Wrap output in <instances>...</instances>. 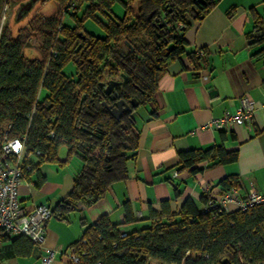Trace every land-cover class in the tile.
I'll return each instance as SVG.
<instances>
[{
  "label": "trees",
  "instance_id": "16d2710c",
  "mask_svg": "<svg viewBox=\"0 0 264 264\" xmlns=\"http://www.w3.org/2000/svg\"><path fill=\"white\" fill-rule=\"evenodd\" d=\"M6 1L0 0V19ZM116 1L43 0L59 3L63 10L37 28L45 38L39 58L25 55V26L16 36L10 26L0 30V157L6 138L26 136L25 177L42 162L59 161L61 145L68 147V159L77 155L83 162L71 192L52 209L59 218L66 219L79 203L95 204L112 183L128 177V163L140 139L135 113L153 102L168 62L188 55L197 63L203 56L189 50L185 31L217 2L121 0L125 13L117 17L111 14ZM82 3L88 6L80 17ZM64 15L75 23L66 24ZM88 18L102 27L104 36L85 29ZM255 27L262 31L258 41H263L264 18L256 17ZM69 64L72 73L65 71ZM111 79L123 82L107 93L102 83ZM121 100L131 110H125ZM112 109H120V116ZM219 134L218 142L209 148L181 151L179 171L195 175L212 166L236 163L239 150L226 146L236 135L227 130ZM37 150L41 155H34ZM239 186V176L234 174L211 190L218 197ZM201 201L199 208L188 197L178 212L164 201L160 210L151 213V225L140 230H124L106 215L85 224L82 236L70 246L79 256L77 264H264V201L245 210L220 205L204 210L209 201L206 193ZM132 221L128 216L124 223ZM7 237L17 253L37 246L25 235H7L0 241Z\"/></svg>",
  "mask_w": 264,
  "mask_h": 264
},
{
  "label": "crops",
  "instance_id": "0c3cea01",
  "mask_svg": "<svg viewBox=\"0 0 264 264\" xmlns=\"http://www.w3.org/2000/svg\"><path fill=\"white\" fill-rule=\"evenodd\" d=\"M256 17L264 18V0H217L203 18L192 22L185 38L189 50L200 49L203 56L197 63L188 55L168 62L153 102L135 113L140 139L128 163V177L112 183L95 204L79 203L66 219L52 215L44 241L30 252L17 253L8 237L1 240L0 258L6 264H44L42 257L48 250L61 246L51 264H74L68 251L82 236L85 224L106 215L124 230H140L151 225V213L160 210L162 202L169 201L178 212L191 197L200 208L206 190L234 174L239 176L241 197L251 187L264 193V107L258 109L251 126L227 130L236 135L226 141L229 150H239L236 163L212 166L195 175L177 166L181 151L218 142L219 130L207 125L211 119L235 113L243 96L259 104L264 101V40L258 41L262 31L255 27ZM68 152L61 145L59 161L40 163L20 185L27 208L45 204L54 209L71 192L83 162L77 155L68 159ZM228 208L235 210L238 205L230 203ZM128 216L133 221L124 223Z\"/></svg>",
  "mask_w": 264,
  "mask_h": 264
},
{
  "label": "built area",
  "instance_id": "2783aa9c",
  "mask_svg": "<svg viewBox=\"0 0 264 264\" xmlns=\"http://www.w3.org/2000/svg\"><path fill=\"white\" fill-rule=\"evenodd\" d=\"M72 5H67L66 9L72 10ZM198 54L203 55V51L198 49ZM260 107H264V101L257 103L248 96H243L240 106L235 113H225L222 117L213 118L208 122V126L218 130H229L234 125H252L256 112ZM26 136L6 138L2 142V156L0 157V237L7 235H25L32 239L37 246H41L46 234V226L52 217V209L45 205H34L27 208L19 194V187L26 180L25 159L29 155L26 145ZM34 155H41L37 150ZM30 165L27 169H30ZM175 174H178L175 172ZM209 201L203 205L204 210L218 205L229 209L230 203H236L238 208L245 210L255 204L264 201V193L257 191L254 187L249 188L243 197L237 189H231L215 197V192L206 190ZM122 235H126L123 232ZM61 246L49 249L42 257L44 264H51L54 255L60 251ZM68 256L71 262L77 264L79 256L74 247H70ZM0 264H6L0 258Z\"/></svg>",
  "mask_w": 264,
  "mask_h": 264
},
{
  "label": "rangeland",
  "instance_id": "374dc122",
  "mask_svg": "<svg viewBox=\"0 0 264 264\" xmlns=\"http://www.w3.org/2000/svg\"><path fill=\"white\" fill-rule=\"evenodd\" d=\"M22 1L24 0H7L6 1V4L2 12V16L0 19V30L4 26H10V28L12 29L11 25L13 23V16L16 12L17 6ZM87 6H88V3L81 4L79 11H78L80 17L83 15ZM62 10H63V6L60 5L59 3H56V2H51V3L46 2L45 3L43 1H40L36 4V6L34 7L30 15V16L35 15L32 22L29 23L28 19H25L24 21L20 22L21 28L25 26L23 29V34L25 35L27 39L26 46L29 50L28 51L29 54L38 53V55L40 56V48L42 44H44L45 38L37 28L41 25V23H43L45 18L53 16V15H58L60 12H62ZM124 13H125V7L122 1L117 0L112 7L111 14L117 17H123ZM99 17L102 20H106V17L104 14L100 15L99 13ZM64 22L68 25H73L75 23V19L68 15H64ZM84 26H85V29L90 33H93L98 36L105 35V32L102 29V27L92 18L86 19L84 21ZM65 71L67 73L74 72L73 65L72 64L67 65L65 68Z\"/></svg>",
  "mask_w": 264,
  "mask_h": 264
},
{
  "label": "water",
  "instance_id": "95a60500",
  "mask_svg": "<svg viewBox=\"0 0 264 264\" xmlns=\"http://www.w3.org/2000/svg\"><path fill=\"white\" fill-rule=\"evenodd\" d=\"M40 1H43V0H24V1L20 2V4L17 6L16 12L13 16V23L11 25L12 32L15 36L17 35L19 29L21 28L20 22L24 21L25 19H28V21H29L33 17L30 15H31L34 7L36 6V4ZM49 3H51V2H49ZM28 51L29 50L26 47V49H25V55L26 56L31 57V58H39L40 57L38 55V53H36L37 55L36 54H29ZM124 79H126L125 76H124ZM122 82H123V80L111 79L106 84L102 83V85L105 86V91L107 93H111L113 91L114 87L116 85H121ZM132 101L136 106H138V102L136 99H133ZM119 104L122 105L125 110H131V107L125 101L121 100L119 102ZM108 107L111 108L109 105H108ZM112 113L114 115H116L117 117H119L121 110L119 109L118 111H116V110L112 109Z\"/></svg>",
  "mask_w": 264,
  "mask_h": 264
}]
</instances>
